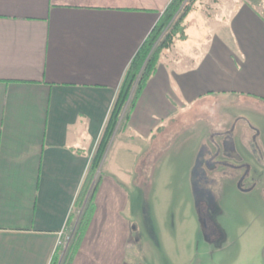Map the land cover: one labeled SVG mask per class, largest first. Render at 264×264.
<instances>
[{
	"label": "crops",
	"instance_id": "0c3cea01",
	"mask_svg": "<svg viewBox=\"0 0 264 264\" xmlns=\"http://www.w3.org/2000/svg\"><path fill=\"white\" fill-rule=\"evenodd\" d=\"M169 2L0 0V264H50L60 233L78 221L76 200L119 85ZM196 14L204 28L193 40L187 32ZM184 24L185 37L160 53L127 125L107 147L93 214L70 264L137 260L144 180H151L154 217L166 232L156 209L168 212L178 195L179 210L195 212L190 181L262 172L246 125L193 133L190 125L207 115L208 103L222 101L235 104L232 120L262 127L264 0H201ZM224 130L236 132L234 143L206 136ZM164 239L167 253L173 245Z\"/></svg>",
	"mask_w": 264,
	"mask_h": 264
},
{
	"label": "rangeland",
	"instance_id": "374dc122",
	"mask_svg": "<svg viewBox=\"0 0 264 264\" xmlns=\"http://www.w3.org/2000/svg\"><path fill=\"white\" fill-rule=\"evenodd\" d=\"M193 17L195 19L187 33L189 37L194 38L193 40H197L203 35L204 20L201 15L196 14ZM222 104H224L222 101L219 103L210 102L205 107L207 109L206 116L192 118L190 125L192 133L203 127L211 130V128L221 129L225 126L230 131L235 124L246 125L249 129V143L252 145L250 150L262 167V172L256 169L254 177L249 180L238 177L239 179L235 178L231 181L226 177L221 178L222 173L220 172L215 180L190 181L193 199L196 198L195 205L192 200L196 214L194 210L189 213L179 210L178 195H174L172 207L168 212L164 213L162 208L161 210L156 209L161 222L169 226L166 232L160 231L154 217L150 198L151 180L142 181L146 193L143 196V207L140 213L143 228L138 217L134 221L137 226L135 234L139 238V241H135L137 261L142 260L147 264H246L254 259V256H264V122H261V128H263L261 129L254 125L258 123L256 120L254 124L242 118L235 117L232 120L229 112L230 108L236 107L235 104L232 103L230 108H226ZM257 109L255 108V110ZM258 110L264 112V107ZM247 118L249 119V117ZM230 132L226 133L224 130L222 134H219L208 131L206 136H211L215 142L234 143L236 132L231 134ZM195 149L191 150L192 158ZM218 149L220 150L218 147L212 150ZM201 155L202 150L197 155L196 161L202 157ZM195 166H198L197 162ZM216 166L213 164V167ZM228 168L231 174L236 177V168L233 167L234 170L232 167ZM174 182L177 193L180 190L179 187L177 188L180 181ZM235 183L238 184V188L231 185ZM202 214L206 225L200 220L199 215L202 216ZM196 215L199 216L198 227ZM180 219L184 221L183 226L178 224ZM72 229L74 232V227ZM71 230L68 232L70 233ZM72 236L69 235L70 240L66 245L61 244L64 247L63 254L70 245ZM161 238H167L171 242L169 245V248L171 244L173 245L171 251L167 249V253L165 250L163 251L160 244Z\"/></svg>",
	"mask_w": 264,
	"mask_h": 264
},
{
	"label": "trees",
	"instance_id": "16d2710c",
	"mask_svg": "<svg viewBox=\"0 0 264 264\" xmlns=\"http://www.w3.org/2000/svg\"><path fill=\"white\" fill-rule=\"evenodd\" d=\"M199 1L201 0H170L128 65L76 200L80 212L78 221L69 224L74 227L70 245L63 254L64 247L59 244L50 264H70L73 260L93 214V196L99 181L96 175L107 147L114 133L127 125L133 107L156 69L160 53L170 47L175 39L185 37L184 20Z\"/></svg>",
	"mask_w": 264,
	"mask_h": 264
},
{
	"label": "built area",
	"instance_id": "2783aa9c",
	"mask_svg": "<svg viewBox=\"0 0 264 264\" xmlns=\"http://www.w3.org/2000/svg\"><path fill=\"white\" fill-rule=\"evenodd\" d=\"M72 229V227H70L69 225L68 226H66L65 227V229L60 233V242H59V244H63V245H66V243H67V241H69L70 239V237H69V235L70 236H72V234H73V229ZM69 230H71V232L69 233L68 231ZM68 234V235H67ZM128 246H129V248H130V246H131V243H129L128 244ZM125 264H147L145 261H142V260H140V261H127Z\"/></svg>",
	"mask_w": 264,
	"mask_h": 264
},
{
	"label": "flooded vegetation",
	"instance_id": "af4514ba",
	"mask_svg": "<svg viewBox=\"0 0 264 264\" xmlns=\"http://www.w3.org/2000/svg\"><path fill=\"white\" fill-rule=\"evenodd\" d=\"M200 216V220L202 219V222H203V224H205L206 225V220H205V218L203 217V214H202V216L201 215H199ZM260 264H264V256L262 257V259H261V261H260Z\"/></svg>",
	"mask_w": 264,
	"mask_h": 264
}]
</instances>
